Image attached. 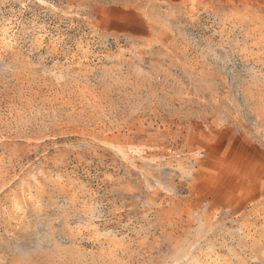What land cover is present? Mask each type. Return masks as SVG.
Wrapping results in <instances>:
<instances>
[{"label":"rangeland","instance_id":"374dc122","mask_svg":"<svg viewBox=\"0 0 264 264\" xmlns=\"http://www.w3.org/2000/svg\"><path fill=\"white\" fill-rule=\"evenodd\" d=\"M0 264H264V0H0Z\"/></svg>","mask_w":264,"mask_h":264}]
</instances>
